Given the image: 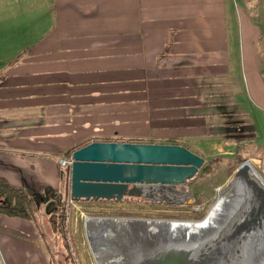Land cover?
<instances>
[{
  "label": "crops",
  "instance_id": "0c3cea01",
  "mask_svg": "<svg viewBox=\"0 0 264 264\" xmlns=\"http://www.w3.org/2000/svg\"><path fill=\"white\" fill-rule=\"evenodd\" d=\"M13 5L0 18V179L28 197L66 192L60 160L90 142L187 148L264 112L259 16L236 0Z\"/></svg>",
  "mask_w": 264,
  "mask_h": 264
},
{
  "label": "rangeland",
  "instance_id": "374dc122",
  "mask_svg": "<svg viewBox=\"0 0 264 264\" xmlns=\"http://www.w3.org/2000/svg\"><path fill=\"white\" fill-rule=\"evenodd\" d=\"M13 1L0 0V18L7 17L9 11L15 9ZM236 3L259 16V20L256 22L261 26L260 37H262L258 39L256 44L255 56L260 74L262 72L264 77V0H236ZM24 21L28 25L25 23L18 25L19 29L25 30L30 27L29 23L31 25L34 23L33 19ZM13 30H17V28H13ZM248 118L247 123H239V131L238 126H236L220 136L190 139V142L186 143L187 148L201 156L205 164L190 183L183 186L179 185L172 190V193L178 190L182 200L177 199L180 198L179 195L174 197L171 192L167 191L160 201L126 198L121 202H72L67 199L69 189L65 190L66 192H63L64 195L67 193L63 220L65 246L62 245L61 241H57V233L51 232L52 229H56V224L55 227L48 226L47 217L42 211L43 208L36 203L32 205L34 219L22 218L0 211V264H49V248L56 252L55 264H95L87 240L86 228L93 229L104 243L105 249L102 246L100 252L107 255L113 253L112 256L118 257L123 264H142L145 259L168 249H183L187 252L193 251L195 254L214 249L213 254L210 255L211 260L207 264H248V260L245 258L247 247L242 251V248L238 249L237 242L231 243L229 241L230 232L236 222L235 216L228 219V231L222 235L221 239H219L220 233L217 235L215 233L207 237L203 236L204 239L184 244V246H179L174 242L159 245L154 244V240H150V243L145 240L144 243L139 237V235L141 237L145 235L144 231L140 228L139 231H135V225L132 226L134 237H129L126 234L127 231L116 227L114 224L108 225V230L104 232L97 222L91 221L85 224L86 217L106 216L142 219L154 217L174 222L179 219L189 221L202 219L209 206L219 195H223L228 190L226 189L223 193L220 192L233 179L239 164L245 160H248L253 172L257 173L264 182V112L250 106ZM171 197L175 200H169ZM5 202V199L0 197V205L5 204ZM244 207L240 214L244 211ZM231 211L230 207L225 208L215 219V222L220 223ZM30 224L38 227V230L34 231V226ZM220 232L222 231L220 230ZM52 241L54 245L50 244ZM208 244L215 247H207Z\"/></svg>",
  "mask_w": 264,
  "mask_h": 264
},
{
  "label": "water",
  "instance_id": "95a60500",
  "mask_svg": "<svg viewBox=\"0 0 264 264\" xmlns=\"http://www.w3.org/2000/svg\"><path fill=\"white\" fill-rule=\"evenodd\" d=\"M204 163L201 156L180 144L93 141L70 155L69 199L72 202H121L126 198L160 201L167 191L172 193L177 186L190 183ZM248 169L253 171L245 160L234 174L244 181L247 200L230 232L231 243H239L256 229H264V182L261 178H251ZM246 247L245 258L248 264H254L264 247ZM210 260V256L193 251L168 249L142 264H207Z\"/></svg>",
  "mask_w": 264,
  "mask_h": 264
},
{
  "label": "bare ground",
  "instance_id": "6f19581e",
  "mask_svg": "<svg viewBox=\"0 0 264 264\" xmlns=\"http://www.w3.org/2000/svg\"><path fill=\"white\" fill-rule=\"evenodd\" d=\"M247 173L251 178L255 177L258 180L259 176L251 169H248ZM226 189L228 190L225 192ZM238 189L241 191V193ZM220 192L222 193L225 192V193L223 195L218 196V198L209 206L208 210L205 213V216L199 220L189 221L185 219H179L176 220V222H174L172 220H167V219L161 220L160 218H154V217L142 219L136 217L124 218V217L106 216V217H96V218L86 217L85 224L91 221L97 222L102 227L101 230H103V232L108 230L107 229L108 225L114 224L116 227H120L122 228V230L127 231L126 234H128L129 237H134L132 232V226L135 225L136 227L135 231H139V228L144 231L145 235L143 237L139 235L140 240L144 241V243L145 240L148 243H150V240H154L155 241L154 244H159V245L170 244L174 242L177 245L179 244V246H184V244L186 245V244H190L191 242L204 239L205 237L203 236L207 237L208 235L211 234L214 235L215 233L216 235L220 233L219 239H221L222 235L228 231V225H227L228 219L231 218L232 216H235L234 218L236 219V221L239 219L242 208L246 204L247 189L245 187L244 181L241 180L238 177V175H234L233 179L229 182V184L224 189H221ZM229 207H230V211L231 210L232 211L228 214V216L225 217L220 223L215 222V219L223 212V210ZM216 227H218V229H216ZM220 230L222 232H220ZM85 232L87 235V240L89 241L90 249L95 264H123L118 257L112 256L113 253L107 255L104 254L103 252H100L102 246L104 247V243L101 241L100 237L95 234L96 232L93 229L86 228ZM194 238H200V239L193 240ZM249 245H253V248L255 249L260 247L261 245L264 247L263 228L256 229L254 232L250 233L249 236L246 238V240L240 241L237 244V247L238 249L242 248L243 249L242 251H244V248ZM207 247H215V246L212 244L211 245L208 244ZM213 251L214 249H211L209 251H204L201 253L198 252V254L210 256L211 254H213ZM254 264H264V252L262 256L259 259H257V261Z\"/></svg>",
  "mask_w": 264,
  "mask_h": 264
},
{
  "label": "trees",
  "instance_id": "16d2710c",
  "mask_svg": "<svg viewBox=\"0 0 264 264\" xmlns=\"http://www.w3.org/2000/svg\"><path fill=\"white\" fill-rule=\"evenodd\" d=\"M130 142L141 141L136 139L131 140ZM66 155L69 156L70 152H67ZM66 194L64 195V193L61 191H56L49 188L43 190L42 192L36 193L33 199L32 197L26 196L16 188L9 186L7 183L0 179V197H3L6 201L5 204L0 205V211L7 212L11 215H16L22 218L34 219V211L32 209V205L36 203L43 208L42 211H44V215L47 217L48 226L50 227L51 225L52 227H55L56 224V231L51 228V232H56L58 237L57 241H61L62 245L65 246L66 241L63 220L67 198ZM50 244L54 245L53 241L50 242ZM55 253V250L49 248V264H55Z\"/></svg>",
  "mask_w": 264,
  "mask_h": 264
},
{
  "label": "built area",
  "instance_id": "2783aa9c",
  "mask_svg": "<svg viewBox=\"0 0 264 264\" xmlns=\"http://www.w3.org/2000/svg\"><path fill=\"white\" fill-rule=\"evenodd\" d=\"M69 164H70V161H66L64 159L60 160V165L63 166V167L69 166Z\"/></svg>",
  "mask_w": 264,
  "mask_h": 264
},
{
  "label": "flooded vegetation",
  "instance_id": "af4514ba",
  "mask_svg": "<svg viewBox=\"0 0 264 264\" xmlns=\"http://www.w3.org/2000/svg\"><path fill=\"white\" fill-rule=\"evenodd\" d=\"M183 186V185H182ZM177 193V192H176ZM171 194V193H170ZM170 194H168L169 196H170ZM172 195H173V193H172Z\"/></svg>",
  "mask_w": 264,
  "mask_h": 264
}]
</instances>
